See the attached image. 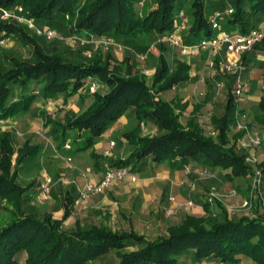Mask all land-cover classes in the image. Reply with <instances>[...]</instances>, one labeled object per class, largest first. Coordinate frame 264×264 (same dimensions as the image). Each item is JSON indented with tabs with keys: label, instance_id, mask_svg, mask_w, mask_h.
<instances>
[{
	"label": "trees",
	"instance_id": "1",
	"mask_svg": "<svg viewBox=\"0 0 264 264\" xmlns=\"http://www.w3.org/2000/svg\"><path fill=\"white\" fill-rule=\"evenodd\" d=\"M227 5V0H0L1 8L22 7L36 27L57 35L47 40L15 20H0V38L18 39L30 47L32 56H0V121L28 113L37 97L68 100L84 91L83 98L90 99L85 110L65 120L45 118L44 126L58 149L70 142L73 152H88L100 167L109 158L96 152V144L131 112L136 125L122 135L131 152L125 159H109L112 168L131 167V172L142 173L148 163L166 164L177 171H192L195 165L209 167L223 172V179L237 189L259 172L264 191V160L252 166L247 154L237 148L238 139L248 130L236 128L240 110L232 76L226 77L223 112L212 119L215 136L205 134L194 114L181 123L187 101L162 97L191 80V66L183 55L169 59L166 44L160 40L181 24L179 35L186 45L212 36L210 17ZM228 6L233 12L223 18L221 32L246 34L264 22V0H231ZM60 33L78 42L101 46L110 42L108 50L118 44L128 55L150 56L157 61L155 71L150 78L141 72L132 74L131 57L119 63L111 51L84 57L80 46L66 47ZM39 39L54 42L51 49ZM59 42L62 51L56 49ZM153 45L158 46L157 52ZM259 47L264 50V43L252 50ZM92 86L97 89L91 91ZM258 107L264 114V96ZM255 121L264 128V116H256ZM143 126H152V133L144 135ZM38 154V146L27 142L14 150L10 135L1 134L0 200L9 203L13 218L0 225V264H91L109 254L117 257L115 264H180L183 256L194 263L238 264L246 258L264 264V214L259 198L253 201V212L241 216L230 214L220 203L205 201V218H191L188 224L171 227L167 235L150 239L133 229L117 232L87 223L64 229L76 198L70 190L64 194L60 220L27 214L23 196L28 188L19 186L17 177L21 166Z\"/></svg>",
	"mask_w": 264,
	"mask_h": 264
},
{
	"label": "rangeland",
	"instance_id": "2",
	"mask_svg": "<svg viewBox=\"0 0 264 264\" xmlns=\"http://www.w3.org/2000/svg\"><path fill=\"white\" fill-rule=\"evenodd\" d=\"M230 1L227 0L228 5ZM220 30L223 31L222 28ZM212 32L214 35L220 31L213 30ZM58 35L59 39L64 38L66 47L75 50L80 46L81 54L84 57H91L99 51H111L119 63L126 57H131L132 74L141 72L150 78L155 71L157 63L155 59L150 56L128 55L122 45L115 44L112 49L108 50L109 46L105 43L101 46L98 44L99 42H85V40L78 42L72 37L65 38L62 33ZM39 40L42 43L46 42L43 39ZM52 43L54 42L47 41L45 43L48 50L51 49ZM55 44L57 50H63L61 42ZM165 44L166 55L169 59H176L180 56L177 48L169 43ZM151 48L154 52L158 51V46L153 45ZM0 56H14L22 59H31L32 57L30 47L25 46L16 38H0ZM207 58L206 51L199 56H184L183 60H186L191 66L192 80L187 84L176 86L163 94L162 97L167 101L173 98H179L181 102L187 101L189 106L180 118L181 123L185 124L189 116L194 114L205 134L215 136L216 131L212 119L223 112L227 100V86L222 79L226 80V77L230 75L214 68L216 73L214 77H211ZM221 58L230 59V57H225V54H221L219 59ZM241 81L244 83L243 74ZM216 82L222 83L220 90L216 87ZM100 91H105V89H100ZM247 93L248 88L245 85L244 94L238 102V108L248 132L238 139L237 148L247 154L248 160L253 166L264 159V128L255 121L256 116H264V114L257 105H252V103L243 106L242 101L247 99ZM84 94L85 92L81 91L68 100H65L63 96L53 99L37 97L28 113L14 115L8 120L0 121V136L3 133H8L14 150L21 148L25 142L39 148L38 156L35 155L22 165L17 177V184L28 188L23 196L25 213L34 214L38 219L52 216L53 219L60 220L64 212L62 200L64 194L70 190L76 198L72 216L64 222V229H69L76 223H87L107 227L117 232H129L133 229L136 233L150 239L167 235L171 227L188 224L191 218H205L202 204L206 201L210 189L215 188L219 193L220 200L214 204H222L230 214L234 216L250 215L253 212V201L256 198H259L262 203L260 211L264 214L263 183L254 182L252 177L248 183L237 189L223 179V172L196 165L195 168H192L195 171L187 172L184 169L177 173V170H171L166 164L152 166L151 163H148L142 173L132 172L138 178L136 182L129 184V181H119L106 189L104 193L80 200L79 191L85 183L87 181L100 182L106 169L112 168L109 159H125L130 154L131 148L122 139V135L132 130L136 125V120L131 112L118 120L111 132L103 138L101 145L95 147L96 152L106 156L105 152L108 151V148L104 150L103 147L107 143L114 142L113 149H110L109 156H106L109 159L99 163L100 167L95 166V160L89 156L88 152H73L70 142H66L62 149H58V143L54 140L50 129L44 126L45 118L51 116L55 119L65 120L73 114L82 112L90 103L89 98H83ZM152 128V126H143L142 133L150 134L153 131ZM236 130L234 129V131ZM66 144L70 146V149L65 147ZM15 157L16 154L13 156V164ZM126 168L131 170V167ZM47 178L51 180V183L48 191L43 192L41 184ZM170 196H173L178 203L175 204L173 215L167 216L165 211L170 207L168 200ZM246 200L249 205L242 207ZM189 201L193 203V206L189 205ZM11 209L7 201L0 200V225L12 220ZM24 259L25 254L23 253L19 256V260L23 262ZM179 261L180 264H218L209 260L203 263H194L190 257L186 256L181 257ZM116 262L117 257L114 254H109L100 260L91 262V264H115ZM238 264L254 263L249 259L242 258Z\"/></svg>",
	"mask_w": 264,
	"mask_h": 264
},
{
	"label": "built area",
	"instance_id": "3",
	"mask_svg": "<svg viewBox=\"0 0 264 264\" xmlns=\"http://www.w3.org/2000/svg\"><path fill=\"white\" fill-rule=\"evenodd\" d=\"M233 10L230 6L224 11H215L212 13L210 17V23L213 30H219V33H216L208 38H202L196 44L186 45L181 39L179 32L183 27L181 24L180 27H177L176 30L161 39V42L169 43V45L175 47L180 52V55L183 56H196L200 52H207L208 58L207 63L209 64V70L211 72V77L215 76L216 70L218 69L220 72L225 73L233 77V95L234 97L240 101L244 94L245 84L241 81L242 74L244 72V66L240 62L241 57L251 51L256 45L264 43V22L257 27L251 29L246 34H229L226 32H221V21L225 16L232 14ZM0 20H15L18 23H22L28 27V29L33 30L37 35L44 36L47 40H51L57 38V35L52 30H42L34 24L33 20L24 13L22 7H17L16 10H8L0 7ZM110 43V42H104ZM221 52H224L225 57H230V59H219L221 56ZM214 68L216 70H214ZM216 87L218 90L222 88L221 82H216ZM97 89V86H92L91 90L94 91ZM237 124L236 128L238 130L246 128L243 124V118L240 116L239 111H237ZM114 146V142H111L108 147V151L105 152L106 156H109L110 149ZM67 149H70V146L66 144ZM187 172L189 171L186 168ZM119 181H129L136 182L137 177L131 172L130 169L126 167L120 168H108L104 172V176L100 182H89L87 181L84 187L79 191V199L86 200L92 195H97L104 193L106 189L112 186L114 183ZM254 182H260L259 172L256 173V177ZM51 180L47 178L41 184L42 191H48ZM256 184V183H255ZM233 193V191H232ZM170 207H168L165 211L167 216H171L174 213L175 198L170 196L168 198ZM217 200H220L219 193L215 188H211L208 192L206 201L212 205ZM189 205L193 206V203L189 201ZM249 205V202L246 200L243 202L242 207H246Z\"/></svg>",
	"mask_w": 264,
	"mask_h": 264
},
{
	"label": "crops",
	"instance_id": "4",
	"mask_svg": "<svg viewBox=\"0 0 264 264\" xmlns=\"http://www.w3.org/2000/svg\"><path fill=\"white\" fill-rule=\"evenodd\" d=\"M201 53L204 54V52H200L198 56ZM221 53L222 55H224V52H221ZM245 57H246L245 63H243V56L241 57L240 62L244 66L243 79H244V84L246 85V88H248V93H247V99H244L242 103H243V106H245V104L248 105L249 103H252V105L258 106L260 100L264 96V50H261L259 47L257 49L247 52L245 54ZM190 77L192 80L191 73H190ZM222 80L226 83L225 79H222ZM105 136L101 138V140L96 144L95 147H99L101 145V142ZM108 145L109 143L105 144L103 149L106 150L109 147ZM192 171H195V169ZM176 172L179 173L181 171H176ZM95 182H98V181H95ZM129 184L131 183L129 182Z\"/></svg>",
	"mask_w": 264,
	"mask_h": 264
}]
</instances>
